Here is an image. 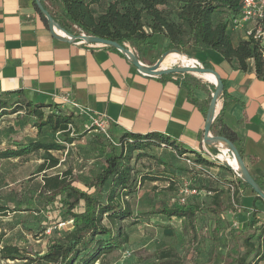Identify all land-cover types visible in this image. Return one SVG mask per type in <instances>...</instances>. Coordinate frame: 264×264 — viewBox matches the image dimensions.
<instances>
[{
  "label": "trees",
  "instance_id": "1",
  "mask_svg": "<svg viewBox=\"0 0 264 264\" xmlns=\"http://www.w3.org/2000/svg\"><path fill=\"white\" fill-rule=\"evenodd\" d=\"M31 1L41 19L47 23L34 0ZM39 1L47 9L44 0ZM56 1L59 4L58 14L48 12L60 28L70 34H75L71 27H76L87 35L112 40L121 45L128 43L137 52L156 49L158 39L166 40L167 45L178 52L190 50L189 55L213 49L224 61L233 62L240 71L254 73L257 79L264 82V37H233L228 32L233 19L241 12L242 0ZM261 22H264V19ZM106 47L123 54L116 48ZM195 57L198 59L197 55ZM198 60L203 67L216 70L210 60ZM165 76L181 81L187 89L190 101L206 112V107L203 108L192 95L190 81L199 82L195 76L189 73H169ZM220 78L223 87L219 98L223 101L210 131L237 146V135L222 120L227 104V91L225 80ZM211 92L209 91V96ZM18 93L20 94L15 99L9 97L12 93H0V122L12 114L17 120L0 132V137L5 141V144L0 146V159L20 158L34 151H43V162L38 171L44 173L42 189L45 192L46 205L56 200L64 208L59 214L61 220L53 226L69 220H72V223L70 226L53 229L52 235H48L44 246L38 251L23 250L11 243L0 244V259L21 260L22 264H93L96 261L104 264L103 258L106 254L122 249L129 241V235L121 225L126 218L132 217L127 197L133 196L145 181L165 180L163 171H166L171 160L181 159L185 162V159L189 158L200 166L190 167L192 170H203L204 165L215 164L234 174L227 166L206 158L200 149L192 156L187 155L183 146L161 132L141 134L123 131L116 143L110 136L98 142L94 150L103 157V163L91 177L85 179L84 188L73 184L70 169L61 174L48 175L45 171L59 163V158L51 151L60 152L64 149V145L58 141L71 144L80 140L81 134H71L68 130L72 113L61 111L57 104L33 102L26 99L21 92ZM29 127L37 129L35 136L27 138L24 137L23 130ZM40 130L58 136H55L53 141L46 142L37 137ZM218 143L227 145L223 141ZM157 147L173 153L170 160L159 158L158 161L164 170L162 169L161 173L159 170L140 172L136 167L137 159L147 156L149 149ZM238 152L243 157L241 148ZM181 167L177 169L186 171ZM157 174H160V177ZM171 175L168 180L174 182L175 179ZM211 177L214 178V175ZM235 180L242 182L244 188L250 189L242 179L235 176ZM254 180L264 192V183L257 177H254ZM230 183L233 185L232 202L228 205L220 199V193L215 192L208 203L199 205L186 198L181 204H160L151 208L148 213L180 219L182 235L186 239L184 252H187L195 248L203 237L197 224L199 213L213 215L217 221L226 211H244L247 214L245 225L229 230L228 239L232 246L225 251L226 260L223 264H258L264 260V226L256 225L259 218L254 212L242 207L237 185ZM169 187L171 189V186ZM254 197V200H261L256 194ZM261 201L264 204V201ZM211 242L210 255L202 262L187 263L184 254H179L175 247L170 245L152 250L146 257L147 260L141 264H214L218 240L212 237Z\"/></svg>",
  "mask_w": 264,
  "mask_h": 264
},
{
  "label": "crops",
  "instance_id": "2",
  "mask_svg": "<svg viewBox=\"0 0 264 264\" xmlns=\"http://www.w3.org/2000/svg\"><path fill=\"white\" fill-rule=\"evenodd\" d=\"M33 6L31 0H0V93H12L9 97L15 99L21 92L33 102L61 108L70 107L63 102L67 97L94 113L104 114L108 130L114 134L161 132L183 146L189 156L202 147L206 112L190 101L181 81L166 77L167 74L144 76L126 56L106 46L88 48L67 40L62 33L55 32V36ZM211 61L225 80L227 104L222 120L237 135L236 147L241 148L248 171L264 183V82L221 57L215 56ZM190 82L193 97L207 111L212 93L209 86ZM222 101L218 99L217 114ZM6 126L0 124V132ZM170 163L184 165L186 171L172 169L173 174L183 179L182 186L187 184L197 190L187 197L188 201L208 203L219 192L220 199L228 205L232 202L233 182L243 208H254L257 217L264 212L263 202L254 200L255 193L220 165L192 170L181 159ZM163 168L162 164L156 167L159 173ZM164 182L145 181L139 188L150 185L146 195L154 187L156 190L168 185L167 181L158 186Z\"/></svg>",
  "mask_w": 264,
  "mask_h": 264
},
{
  "label": "rangeland",
  "instance_id": "3",
  "mask_svg": "<svg viewBox=\"0 0 264 264\" xmlns=\"http://www.w3.org/2000/svg\"><path fill=\"white\" fill-rule=\"evenodd\" d=\"M44 3L51 14H58L59 4L56 0H44ZM255 25L259 26L264 32V22L261 21L258 23H246L244 27L235 30H232L233 27L230 26L228 32L232 36L236 34L237 37H240L244 34L246 27L250 28ZM71 30L75 34L83 33L76 27H71ZM125 45L141 63L143 62L144 65L149 66L154 65L158 60L162 62L163 58L170 52L184 54L189 58H196L195 55H197L202 61L206 60V57L211 60L215 56L221 57L213 49L198 52L193 55H189L190 50H187V52H178L167 45L164 40L159 41L156 49H144L141 52H137L128 43H125ZM181 64L187 65L181 59L174 58L166 67H174ZM201 65L203 66L202 63ZM190 75L195 76L199 82L208 85L210 90H213L214 86L205 79L191 73ZM60 110L72 113V122L69 123L70 125L68 124V130L71 134H81V139L71 144L58 141L64 145V149L60 152L51 151V153L59 158V163L55 167L46 170L45 173L48 175L61 174L63 171L70 169V178L73 180V184L84 188L83 183L85 179L91 177L103 163V157L97 154L94 148L100 140L104 141L103 138L106 135L98 128H95L90 119L77 114L74 109L60 107ZM13 116L14 114L4 117L0 122L1 126L17 122ZM36 129L29 127L27 129L29 133L23 130L24 135L28 134V137L35 136ZM39 132L40 134L37 137L46 142L53 141V138L58 136H53L51 132H44V130H40ZM121 134V132L114 134L108 131V136L115 143ZM1 141H4V138ZM147 154L149 156H142L136 161V167L140 172H156L157 165H160L159 158L170 160L173 153L168 149L157 147L149 149ZM42 156L43 151L38 150L16 159H0V206L3 207H0V244H16L23 250H41L43 242L48 237V235H45L46 228L53 226V224L61 220L59 214L64 208L61 207L60 203L55 200L46 205L45 192L42 189V175L44 173L38 171L39 165L43 162ZM220 163L227 166L233 172L232 167L227 165V163L230 164L229 162L226 163L221 159ZM179 166L185 168L181 164H168V167L165 169L166 171L163 172L173 174L172 169H177ZM169 174L163 175L166 177L165 182L167 183L168 181L171 184L156 187V190L153 189L151 193L148 192L144 195V192H147L150 186L146 185L143 189L138 188L133 196L127 197L131 205L132 217L126 218L121 222V225L128 233L129 241L122 249L106 254L103 258L104 264H141L147 260L146 257L152 250L170 245L174 246L179 254H184L187 263L202 262L207 260L210 255L212 237H216L218 240V249L214 264H223L226 260L225 251L232 246V243L228 239L229 230L245 225L247 219L246 212L226 211L217 221H215L213 215L199 213L197 224L203 237L195 248L184 252L186 239L181 231L182 221L176 218L170 219L160 214L148 213L151 208H156L160 204L179 203L178 200L183 179H180L177 174H173L172 177L175 181H169L167 179L170 176ZM177 179H179L180 183ZM165 182L158 183V186L164 185ZM169 186H171V189H169ZM248 210L254 212L257 217V212L254 208L250 207ZM258 218L259 222L256 225L261 224L264 226V212ZM51 235L52 233L49 236ZM124 249L130 251L128 256L122 255ZM0 264H22V261L0 259ZM93 264H98V261ZM258 264H264V260Z\"/></svg>",
  "mask_w": 264,
  "mask_h": 264
},
{
  "label": "water",
  "instance_id": "4",
  "mask_svg": "<svg viewBox=\"0 0 264 264\" xmlns=\"http://www.w3.org/2000/svg\"><path fill=\"white\" fill-rule=\"evenodd\" d=\"M35 5L37 6L38 10L42 13V15L45 17L48 27L52 33L56 36L57 34L55 33L54 27L58 30L63 31L64 36H68L65 38L69 41L75 42V41H81L82 43H93V44H100L103 46H110L113 48H116L120 52H122L128 60L131 62V64L138 70V72L144 76H158V75H163V74H169V73H191L193 75H196L197 73H205V72H210L215 75L216 77V83L212 84L214 86V90L211 93L210 96V101L208 104V108L206 111V116H205V124H204V138L203 142L205 144H213L216 143L218 140H223L227 143L230 151L234 154L236 157L240 168L238 169L241 175L242 181H244L246 184L250 186V189L261 199L264 201V192L262 189L258 186L256 181L254 180V177L250 174L248 171L243 158L240 156L237 147L230 142L228 139H226L223 136H218V135H213L211 134V124L213 120L215 119L217 115V102L220 96V92L222 90L223 84L220 78L219 73L212 69V68H206L203 66H188V65H179V66H174V67H166V68H161L160 63L161 60H158L154 65H144L141 63L137 57L133 54V52L124 44L121 45L115 41L112 40H107L104 38L92 36V35H87L85 33H80V34H70L66 32L65 30L61 29L60 26L53 20L51 14L48 12V10L40 3L39 0H34ZM177 51V50H175ZM196 73V74H195ZM216 150V148H213ZM227 165H229L227 163Z\"/></svg>",
  "mask_w": 264,
  "mask_h": 264
},
{
  "label": "built area",
  "instance_id": "5",
  "mask_svg": "<svg viewBox=\"0 0 264 264\" xmlns=\"http://www.w3.org/2000/svg\"><path fill=\"white\" fill-rule=\"evenodd\" d=\"M263 19H264V0H242L241 12L236 18L233 19L232 27L242 28L245 26L246 23H249V22L258 23L262 21ZM263 35H264L263 30L259 26L255 25L254 27H250V28L246 27L244 30L243 37L247 38L248 36H253L254 38H260V37L262 38ZM66 37L69 38L68 36ZM74 43L85 45L88 48H95V47L100 46V44L82 43L81 41H75ZM192 60H193L192 66H202L198 59L192 58ZM63 102L68 104L70 108L74 109L77 112V114L83 115L86 118L90 119L91 123L95 126V128H98L102 133L108 136V131H109L108 130V119L106 118L104 114L94 113L92 112L91 109L87 107H83L80 104H78L76 101H73L67 97L63 98ZM218 147L219 146L216 143L208 145L203 142L202 147L200 148V151H201V154H203L209 160L220 163V160L222 158L219 157V153L221 150ZM213 148H216V150H214ZM185 164L189 167L200 168L198 164H195L189 158L185 159ZM233 172L237 178L241 179L239 170L233 169ZM194 193H197V190L195 188H191L187 184H184V186H182L180 190V195H179V200H178L179 203L185 202L186 198L190 194H194ZM71 223H72V220H69L66 222H58L54 226H49L45 230V235H49L53 229H60L61 227L71 225ZM129 254H130V251L127 249H124L122 251L123 256H128Z\"/></svg>",
  "mask_w": 264,
  "mask_h": 264
},
{
  "label": "bare ground",
  "instance_id": "6",
  "mask_svg": "<svg viewBox=\"0 0 264 264\" xmlns=\"http://www.w3.org/2000/svg\"><path fill=\"white\" fill-rule=\"evenodd\" d=\"M55 32H57L58 34H63V31L58 30L54 27ZM174 58H179L182 61H184L188 66L193 65V60L192 58H189L187 56H185L184 54H179L177 52H170L169 54H167L162 62L160 63V66L162 68H166L167 64L171 62L172 59ZM178 60V59H177ZM143 63V62H142ZM196 74V73H195ZM197 77H200L202 79H205L206 81H208L211 84L216 83V77L214 74L210 73V72H205V73H197L196 74ZM223 141V140H218L216 142V144L219 146L218 148H220V153H219V157L222 158L225 162H229L230 166L235 169L238 170L240 168V165L236 159V157L234 156V154L230 151L229 147L227 145H223L220 144L218 142ZM225 142V141H223ZM226 143V142H225ZM227 144V143H226ZM226 158V159H225Z\"/></svg>",
  "mask_w": 264,
  "mask_h": 264
}]
</instances>
